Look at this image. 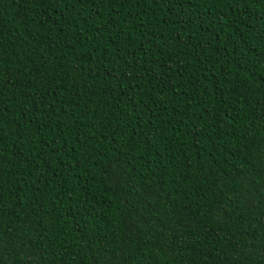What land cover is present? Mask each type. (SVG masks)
<instances>
[{
  "label": "trees",
  "instance_id": "obj_1",
  "mask_svg": "<svg viewBox=\"0 0 264 264\" xmlns=\"http://www.w3.org/2000/svg\"><path fill=\"white\" fill-rule=\"evenodd\" d=\"M0 264H264V0H0Z\"/></svg>",
  "mask_w": 264,
  "mask_h": 264
}]
</instances>
